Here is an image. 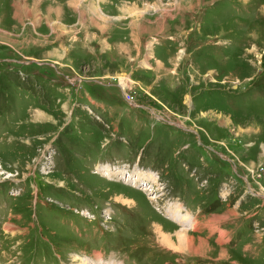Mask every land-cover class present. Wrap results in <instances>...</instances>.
Returning <instances> with one entry per match:
<instances>
[{"label":"rangeland","instance_id":"rangeland-1","mask_svg":"<svg viewBox=\"0 0 264 264\" xmlns=\"http://www.w3.org/2000/svg\"><path fill=\"white\" fill-rule=\"evenodd\" d=\"M85 258L264 264V0H0V264Z\"/></svg>","mask_w":264,"mask_h":264},{"label":"bare ground","instance_id":"bare-ground-1","mask_svg":"<svg viewBox=\"0 0 264 264\" xmlns=\"http://www.w3.org/2000/svg\"><path fill=\"white\" fill-rule=\"evenodd\" d=\"M125 84V82H123ZM124 84L122 86H124ZM107 170V169H105ZM129 204V203H128ZM179 212V211H178ZM175 214L174 216V219L176 218L177 220H181V222L183 223V225H188V220H186L187 216H185V218L183 217V214L182 213H178ZM188 219V218H187ZM164 235V234H163ZM175 237H177V240H178V249H182L181 247H179L181 245L182 242L185 243H188L190 241V238H187L184 236V234H180L178 236L175 235ZM169 240V238L167 237V235H164L163 236V241L164 242H167ZM187 247V246H186ZM191 250V249H190ZM223 256V255H222ZM82 264H89V260L87 258L84 259L83 263Z\"/></svg>","mask_w":264,"mask_h":264},{"label":"crops","instance_id":"crops-1","mask_svg":"<svg viewBox=\"0 0 264 264\" xmlns=\"http://www.w3.org/2000/svg\"><path fill=\"white\" fill-rule=\"evenodd\" d=\"M113 31H112V36H110V34H109V37L110 38H113V37H116L117 36V34L119 33V32H116V34H115V27H113V29H112ZM134 41H138L139 39H138V32H135V35H134ZM223 203V202H222ZM222 203L220 202V204H219V206L220 205H222ZM223 208V207H222ZM251 216L250 217H252V224H253V222H255V220H256V217L258 216V213H251L250 214ZM257 215V216H256ZM256 216V217H255ZM219 224H220V226H221V223L220 222H218Z\"/></svg>","mask_w":264,"mask_h":264}]
</instances>
